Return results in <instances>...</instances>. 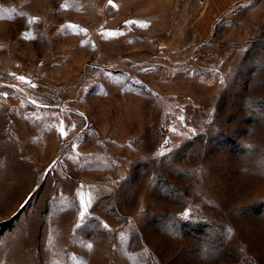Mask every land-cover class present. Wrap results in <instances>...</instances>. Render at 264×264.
<instances>
[{"label":"rangeland","instance_id":"1","mask_svg":"<svg viewBox=\"0 0 264 264\" xmlns=\"http://www.w3.org/2000/svg\"><path fill=\"white\" fill-rule=\"evenodd\" d=\"M0 264H264V0H0Z\"/></svg>","mask_w":264,"mask_h":264},{"label":"snow or ice","instance_id":"2","mask_svg":"<svg viewBox=\"0 0 264 264\" xmlns=\"http://www.w3.org/2000/svg\"><path fill=\"white\" fill-rule=\"evenodd\" d=\"M22 79V78H21Z\"/></svg>","mask_w":264,"mask_h":264}]
</instances>
